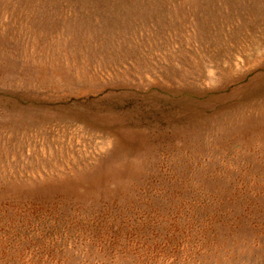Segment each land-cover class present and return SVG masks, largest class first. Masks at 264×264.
<instances>
[{
    "label": "rangeland",
    "instance_id": "obj_1",
    "mask_svg": "<svg viewBox=\"0 0 264 264\" xmlns=\"http://www.w3.org/2000/svg\"><path fill=\"white\" fill-rule=\"evenodd\" d=\"M0 264H264V0H0Z\"/></svg>",
    "mask_w": 264,
    "mask_h": 264
}]
</instances>
